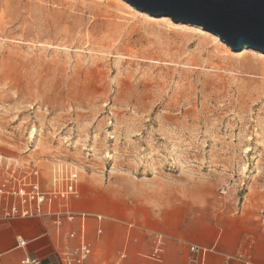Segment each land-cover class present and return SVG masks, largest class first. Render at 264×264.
Segmentation results:
<instances>
[{
  "label": "rangeland",
  "instance_id": "rangeland-1",
  "mask_svg": "<svg viewBox=\"0 0 264 264\" xmlns=\"http://www.w3.org/2000/svg\"><path fill=\"white\" fill-rule=\"evenodd\" d=\"M130 7L0 0L1 165L75 172L79 210L112 194L126 223L142 204L264 240V54Z\"/></svg>",
  "mask_w": 264,
  "mask_h": 264
},
{
  "label": "crops",
  "instance_id": "crops-1",
  "mask_svg": "<svg viewBox=\"0 0 264 264\" xmlns=\"http://www.w3.org/2000/svg\"><path fill=\"white\" fill-rule=\"evenodd\" d=\"M111 195H104L105 200L94 208L96 213L76 208L75 204L82 196L72 202L74 212L90 215L88 237L92 254L87 264H199L200 257L190 253L192 246L210 250L209 264H244L246 260L264 264V240L246 235L239 217L236 224L222 227L218 239L204 226L190 220L182 223L173 215L174 208L157 211L141 204L136 210L135 221L126 223L127 217L122 214L124 205L117 203L118 199ZM129 196L135 201L140 200L133 193ZM94 216L103 217L100 234ZM63 227L61 231L56 230L51 218L0 221V264H21L25 257L54 264L55 254L76 243L75 240L67 243L65 239L67 229L76 228V225L64 224ZM17 237L26 241V247H16ZM157 242L162 244V253L157 260H152L148 255ZM228 257L231 260H227Z\"/></svg>",
  "mask_w": 264,
  "mask_h": 264
},
{
  "label": "built area",
  "instance_id": "built-area-1",
  "mask_svg": "<svg viewBox=\"0 0 264 264\" xmlns=\"http://www.w3.org/2000/svg\"><path fill=\"white\" fill-rule=\"evenodd\" d=\"M2 157H0L1 160ZM61 176V178H60ZM78 176L75 172L53 174L48 186L43 183L40 169L33 166L29 171L11 168L0 162V221L51 218L56 230L61 231L64 224L76 225L65 232L68 242L75 245L65 247L53 257L57 264H87L92 254V244L88 237L90 215L74 212L72 202L79 199ZM97 233L100 234L102 216H94ZM161 243L157 242L148 257L157 260L162 253ZM16 247H26V241L16 238ZM190 253L200 257L199 264H209L210 250L197 246L190 247ZM227 260H231L230 257ZM21 264H45L42 259L25 257ZM244 264H252L249 260Z\"/></svg>",
  "mask_w": 264,
  "mask_h": 264
},
{
  "label": "water",
  "instance_id": "water-1",
  "mask_svg": "<svg viewBox=\"0 0 264 264\" xmlns=\"http://www.w3.org/2000/svg\"><path fill=\"white\" fill-rule=\"evenodd\" d=\"M153 17L208 30L232 51L264 54V0H124Z\"/></svg>",
  "mask_w": 264,
  "mask_h": 264
},
{
  "label": "bare ground",
  "instance_id": "bare-ground-1",
  "mask_svg": "<svg viewBox=\"0 0 264 264\" xmlns=\"http://www.w3.org/2000/svg\"><path fill=\"white\" fill-rule=\"evenodd\" d=\"M104 3H115L116 6H122L123 9H131L130 5L127 2H124V0H102ZM111 7V6H110ZM154 20V19H152ZM153 24H155L159 29H173L177 32L182 33L185 36L193 37L197 36L199 38H205L207 37V33L203 31L201 28H195L194 26H186L184 24H176L175 28H172L173 23L168 17H161L160 19H157V21H153ZM248 49V48H247ZM244 51V50H243ZM247 56V55H246ZM35 135V129H33L30 133V137L33 138Z\"/></svg>",
  "mask_w": 264,
  "mask_h": 264
}]
</instances>
